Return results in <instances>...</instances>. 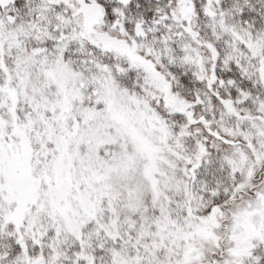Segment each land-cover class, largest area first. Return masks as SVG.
<instances>
[{
  "label": "snow or ice",
  "instance_id": "snow-or-ice-1",
  "mask_svg": "<svg viewBox=\"0 0 264 264\" xmlns=\"http://www.w3.org/2000/svg\"><path fill=\"white\" fill-rule=\"evenodd\" d=\"M0 264H264V0H0Z\"/></svg>",
  "mask_w": 264,
  "mask_h": 264
}]
</instances>
